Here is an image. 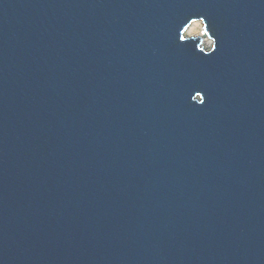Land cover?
<instances>
[{
    "label": "water",
    "instance_id": "obj_1",
    "mask_svg": "<svg viewBox=\"0 0 264 264\" xmlns=\"http://www.w3.org/2000/svg\"><path fill=\"white\" fill-rule=\"evenodd\" d=\"M0 264H264V0H0Z\"/></svg>",
    "mask_w": 264,
    "mask_h": 264
},
{
    "label": "bare ground",
    "instance_id": "obj_2",
    "mask_svg": "<svg viewBox=\"0 0 264 264\" xmlns=\"http://www.w3.org/2000/svg\"><path fill=\"white\" fill-rule=\"evenodd\" d=\"M199 26H200V22L193 23L188 29V34L190 36H202L201 31L198 32ZM204 42H205V44H208V45L211 43L210 39H208V38L205 39Z\"/></svg>",
    "mask_w": 264,
    "mask_h": 264
},
{
    "label": "snow or ice",
    "instance_id": "obj_3",
    "mask_svg": "<svg viewBox=\"0 0 264 264\" xmlns=\"http://www.w3.org/2000/svg\"><path fill=\"white\" fill-rule=\"evenodd\" d=\"M200 20H201V21H206L205 18H200ZM193 22H195V21H193ZM205 25H206V23L204 24V27H205ZM184 31L186 32V31H187V28H184ZM206 34H207V33H206ZM179 38H180V40H183V39H184L183 35H181ZM215 49H216V48H214L213 51H214ZM202 51H203V50H201V52H202ZM196 96H199V97H200V100L202 101V104L205 103V98H204V96H203L199 91H197Z\"/></svg>",
    "mask_w": 264,
    "mask_h": 264
},
{
    "label": "rangeland",
    "instance_id": "obj_4",
    "mask_svg": "<svg viewBox=\"0 0 264 264\" xmlns=\"http://www.w3.org/2000/svg\"><path fill=\"white\" fill-rule=\"evenodd\" d=\"M202 31V24L200 23V26L198 28V32ZM211 45V44H210Z\"/></svg>",
    "mask_w": 264,
    "mask_h": 264
}]
</instances>
